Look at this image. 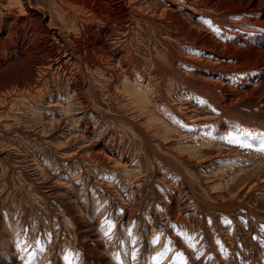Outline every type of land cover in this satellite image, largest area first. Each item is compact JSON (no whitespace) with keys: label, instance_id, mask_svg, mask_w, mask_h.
I'll return each instance as SVG.
<instances>
[{"label":"rangeland","instance_id":"374dc122","mask_svg":"<svg viewBox=\"0 0 264 264\" xmlns=\"http://www.w3.org/2000/svg\"><path fill=\"white\" fill-rule=\"evenodd\" d=\"M174 1L201 30L264 32L250 20L261 13ZM161 36L172 56L150 27L122 44L132 78L84 76L85 106L61 76L42 101L0 103V264H264V153L228 143L264 132V114L248 97L233 111L249 126L209 108L206 89L185 74L201 67L234 81L240 72Z\"/></svg>","mask_w":264,"mask_h":264},{"label":"bare ground","instance_id":"6f19581e","mask_svg":"<svg viewBox=\"0 0 264 264\" xmlns=\"http://www.w3.org/2000/svg\"><path fill=\"white\" fill-rule=\"evenodd\" d=\"M186 1L204 2L212 10L223 13H261L250 20L264 28V0ZM140 2L0 0V103L13 95L42 101V91L48 89L51 95L55 93L49 80L54 82V76H61L67 80V91L77 95L83 106L87 105L90 93L85 92L84 76L90 80L99 74L102 78L116 77L114 80L121 76L132 78L135 74L128 69L132 55L123 50L122 44L126 46L130 36H136L137 30L150 27L171 56L173 43L161 36L164 31L174 36L176 41L183 40L195 49L211 52L217 58L215 66L219 69L231 68L240 72V77L234 81L225 72L207 71L201 67L185 74L206 89L209 108L227 112L232 121L249 126L248 121L241 120L233 111L235 103L248 97L256 103L257 113L264 114V32L242 27L228 29L225 25H220L218 30H201L187 20L183 12L188 8L186 5L174 0H161L153 5L147 3L142 9ZM49 8L53 13L46 20ZM194 14L192 10V19ZM145 31L149 33V30ZM172 65L175 64L172 62ZM214 87L223 88L222 95L215 99L211 98ZM213 124L216 129H231L230 122L226 127L221 120L213 121ZM99 262L109 264L104 258Z\"/></svg>","mask_w":264,"mask_h":264},{"label":"snow or ice","instance_id":"6c2138e0","mask_svg":"<svg viewBox=\"0 0 264 264\" xmlns=\"http://www.w3.org/2000/svg\"><path fill=\"white\" fill-rule=\"evenodd\" d=\"M241 135L230 136L228 138V143L237 145L241 148L252 149L254 144L256 145L255 150L264 153V132L262 133H251V132H243ZM107 234V233H105Z\"/></svg>","mask_w":264,"mask_h":264}]
</instances>
